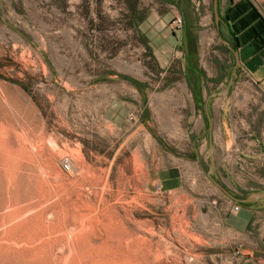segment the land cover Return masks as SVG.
<instances>
[{"label": "rangeland", "instance_id": "obj_1", "mask_svg": "<svg viewBox=\"0 0 264 264\" xmlns=\"http://www.w3.org/2000/svg\"><path fill=\"white\" fill-rule=\"evenodd\" d=\"M166 1L0 0V264H239L243 237L226 230L228 197L207 175L204 101L195 107L183 75L188 65L206 94L218 91L234 54L213 0ZM150 10L189 25L184 70L175 56L158 62L142 25ZM235 71L226 114L214 115L226 150L217 148L212 177L244 196L264 189V89ZM113 97L132 119L102 117ZM168 165L183 186L146 185Z\"/></svg>", "mask_w": 264, "mask_h": 264}, {"label": "crops", "instance_id": "obj_2", "mask_svg": "<svg viewBox=\"0 0 264 264\" xmlns=\"http://www.w3.org/2000/svg\"><path fill=\"white\" fill-rule=\"evenodd\" d=\"M163 1L166 4L167 1ZM261 2V0H218L219 19L216 22L214 15L213 22L224 49L231 50L233 54L234 51L237 52L239 60L237 68L243 70L264 89V8L261 6ZM175 17L166 10L162 12L150 10L142 14V25L146 27L144 29L148 33L149 41L154 45L155 56L160 65L163 63L167 65L170 57L175 56L181 60L182 70L187 66L186 73L183 72V75L189 83V91L195 99V107L198 109L200 100L204 101V108L207 112L208 140L213 143L214 156L217 160V148L221 147L226 150V141L221 146L215 142L214 115L217 111L226 114V93L212 94L213 92H211L206 94L202 73L196 72L193 75L192 68L184 65V62L187 63V57L189 58L187 38L184 36L189 25L183 19L180 27L174 26ZM151 18L156 21L150 23ZM181 80L182 78H175V81H178L180 85L176 84L171 88L180 87L179 95L187 96V87L182 85ZM216 95L222 96L223 99L216 104H211V96ZM130 111L123 99L113 97L104 105L101 115L108 122H124L130 119ZM184 182L185 176L178 165L157 167L146 176V185L155 188L160 185L159 190L161 188L164 190L178 188L183 186ZM227 197L226 213L223 218L226 230H233L243 237L239 244L242 246L239 264H264V251H260L256 247L259 237H264V203L261 202L264 201V198L244 204V202ZM232 202L240 204L238 210H232ZM253 234L256 235L255 240L251 237Z\"/></svg>", "mask_w": 264, "mask_h": 264}, {"label": "water", "instance_id": "obj_3", "mask_svg": "<svg viewBox=\"0 0 264 264\" xmlns=\"http://www.w3.org/2000/svg\"><path fill=\"white\" fill-rule=\"evenodd\" d=\"M217 1L218 0H213V5H214V15H215V21L218 22L219 16L217 13ZM234 57H235V66H234V70L232 72L233 77L229 78L226 85L224 86V88L218 92H213L212 94H224L227 93L229 90L230 85L232 84V82L234 81V78L236 77V67L239 63L238 60V54L236 51H234ZM209 150H210V157H209V167L207 169V175L209 178H211L214 183L230 198L234 199V200H238L244 203H248V202H254L257 201L260 198H264V190H251L249 191L246 195L244 196H235L233 195L227 188H225L222 184H220L219 182H217L216 180L213 179L212 177V173L214 171L215 168V156H214V147H213V143L210 140L209 141Z\"/></svg>", "mask_w": 264, "mask_h": 264}, {"label": "built area", "instance_id": "obj_4", "mask_svg": "<svg viewBox=\"0 0 264 264\" xmlns=\"http://www.w3.org/2000/svg\"><path fill=\"white\" fill-rule=\"evenodd\" d=\"M182 24V18L180 15L176 16L173 20V25L174 26H177V27H180ZM134 117L133 115V112L130 111L129 112V118L132 119ZM60 163H61V166L62 168L65 170V171H70L73 169V166L70 162V159L68 157H63L61 160H60ZM157 188L159 189L160 188V185H157ZM240 207V204L238 202H233V204L231 205V208L232 210H238Z\"/></svg>", "mask_w": 264, "mask_h": 264}, {"label": "trees", "instance_id": "obj_5", "mask_svg": "<svg viewBox=\"0 0 264 264\" xmlns=\"http://www.w3.org/2000/svg\"><path fill=\"white\" fill-rule=\"evenodd\" d=\"M254 11H256L255 9H253ZM244 204H250V202H248V203H244Z\"/></svg>", "mask_w": 264, "mask_h": 264}]
</instances>
